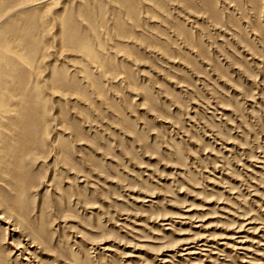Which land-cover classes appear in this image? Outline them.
I'll return each instance as SVG.
<instances>
[{
    "label": "rangeland",
    "instance_id": "374dc122",
    "mask_svg": "<svg viewBox=\"0 0 264 264\" xmlns=\"http://www.w3.org/2000/svg\"><path fill=\"white\" fill-rule=\"evenodd\" d=\"M0 209V264H264V0H0Z\"/></svg>",
    "mask_w": 264,
    "mask_h": 264
},
{
    "label": "bare ground",
    "instance_id": "6f19581e",
    "mask_svg": "<svg viewBox=\"0 0 264 264\" xmlns=\"http://www.w3.org/2000/svg\"><path fill=\"white\" fill-rule=\"evenodd\" d=\"M128 29V27L127 26H125V27H123V31H125V30H127ZM0 212H1V209H0ZM0 220H2V221H4L7 225H10V226H12V229H11V232H13V233H19L18 231H19V226H16V225H14L13 224V222L9 219H6L5 217H4V215H1L0 216ZM6 225V226H7ZM9 227H7V229H8ZM7 231V230H6ZM22 231V230H21ZM23 232V231H22ZM6 236V235H5ZM26 236V235H25ZM29 238V237H28ZM27 239V238H26ZM32 241V240H31ZM31 241H29V240H27V246H28V248H27V250H25V252H26V254L27 255H29L30 257H32L33 258V256H34V254L32 253L33 251L32 250H35L37 247H36V244L34 243V242H31ZM36 242V241H35ZM203 241H200V240H198V241H192V242H188V243H186V244H184V245H188V246H190L189 248L190 249H186V250H183V251H185V252H189V253H185V256H189V255H198L197 254V252H202V251H206V249H204V248H207L208 247V243L209 242H205V243H202ZM22 244H19L18 245V247H17V251H19V252H21L22 250H23V246H21ZM194 251H197L196 252V254L194 253ZM20 256V255H19ZM25 261H27V262H29V259L28 258H25Z\"/></svg>",
    "mask_w": 264,
    "mask_h": 264
}]
</instances>
